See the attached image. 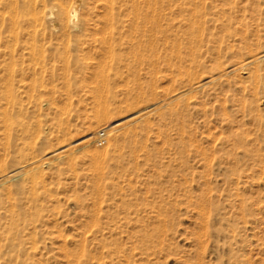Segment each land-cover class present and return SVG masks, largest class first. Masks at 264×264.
I'll use <instances>...</instances> for the list:
<instances>
[{"label": "rangeland", "instance_id": "1", "mask_svg": "<svg viewBox=\"0 0 264 264\" xmlns=\"http://www.w3.org/2000/svg\"><path fill=\"white\" fill-rule=\"evenodd\" d=\"M58 1L0 0V264H264V0Z\"/></svg>", "mask_w": 264, "mask_h": 264}, {"label": "bare ground", "instance_id": "2", "mask_svg": "<svg viewBox=\"0 0 264 264\" xmlns=\"http://www.w3.org/2000/svg\"><path fill=\"white\" fill-rule=\"evenodd\" d=\"M14 1V0H13ZM102 3H104L103 5H106L109 9H107L108 11L109 10H113V8L115 9V12L118 15H120V12L124 9V11H127L128 10V14L127 15H130L131 13L134 12V16L137 17V18H146V15H144L143 17H140V10L142 7H146V6H149L152 4L153 1H156V0H126V2L124 3H121L120 5H118V1L116 0H100ZM122 1V0H120ZM83 2V0H59L58 1V4L57 5H52L50 6L46 11H43L42 13H38V12H35L33 13V16H34V21H38V20H44V21H50V19L52 18V15L54 14V10L55 8L57 9V12L59 14V17H61L62 19L66 20V21H69L73 27H76L78 26V22H77V18L79 17L78 16V9L79 7L82 5L81 3ZM159 2V1H158ZM14 3V2H13ZM12 3V4H13ZM116 5L115 7L111 5ZM11 5V4H10ZM13 8V5L11 6ZM123 7V8H121ZM144 7V8H145ZM34 8V7H33ZM14 10V16L17 14V12H15V8L13 9ZM33 11V9H32ZM145 11V10H144ZM111 12V11H110ZM123 12V11H122ZM121 12V13H122ZM2 13V12H1ZM114 13V12H113ZM3 14V13H2ZM32 15V14H31ZM32 16V17H33ZM133 16V17H134ZM55 18V17H54ZM2 19V18H1ZM147 19V18H146ZM12 20V19H11ZM15 22V21H13ZM47 22V23H48ZM12 23V21H11ZM50 23V22H49ZM13 24V23H12ZM39 24V23H38ZM52 25V23H51ZM71 25V26H72ZM55 26V25H53ZM161 26V25H160ZM155 27V25L153 26V28ZM78 28V27H76ZM157 28V27H155ZM12 29H13V25H12ZM11 29V30H12ZM72 30V29H71ZM157 31V30H155ZM14 32V30H13ZM33 32V31H32ZM145 32V31H144ZM198 34V33H197ZM14 36V35H13ZM73 45V44H72ZM109 45V44H108ZM256 46V45H255ZM256 48V47H255ZM33 51V50H32ZM251 51H253V47L250 46V48H248V55L244 58H239L238 60L232 62L231 64H229L226 68L222 69L221 72H220V75L218 77H223V76H226L228 75L229 73L231 72H234V71H237L239 69H243L244 67H249L251 65H257L256 62L263 59L264 58V49L263 50H260V51H256L255 53H252V54H249ZM32 53V52H31ZM215 67L213 68L214 71L216 68L217 69V72H219L218 70L220 69L218 65H214ZM257 68V66H256ZM216 72V71H215ZM249 73V72H248ZM191 75V73H189ZM255 74V73H253ZM251 74V75H253ZM189 75V77H190ZM193 75V74H192ZM230 76V75H229ZM255 76V75H254ZM193 77V76H192ZM217 78V77H216ZM227 78V76H226ZM190 84V83H189ZM205 84V83H204ZM207 84V83H206ZM152 107L149 106L148 109ZM147 108V107H146ZM145 108V109H146ZM144 110V109H143ZM140 112V111H139ZM149 112V111H148ZM147 112V113H148ZM151 112V111H150ZM136 114H138V112H135L134 114L130 115L129 117L131 116H135ZM106 118V114H102L100 115L99 117H97V120H104ZM133 121V120H132ZM121 120H118V121H115L114 124H120ZM126 124V123H125ZM128 124V123H127ZM126 127H124V125H121L120 127L118 128H115L116 129V132L114 131L113 133V141H114V144H119L121 142V140L125 137H127L131 130L128 128V129H125ZM118 129H124L123 131H118ZM134 129V128H133ZM90 138V137H89ZM56 152V151H55ZM104 151H102L100 153V151H94L91 155H92V159L94 160V167L95 169L96 168H102V166L104 165L105 163V154L103 153ZM133 155V154H132ZM132 159L133 161L135 162V157L134 155L132 156ZM12 168V167H11ZM19 174V171L18 169H13L9 172L8 174V177L7 178H14L16 176H18ZM5 179V176L3 177H0V184L4 181ZM199 183V182H198ZM205 183H203L204 185ZM202 186V185H201Z\"/></svg>", "mask_w": 264, "mask_h": 264}]
</instances>
